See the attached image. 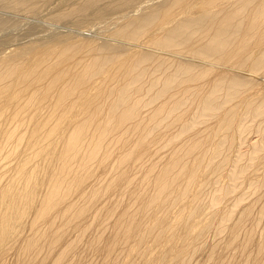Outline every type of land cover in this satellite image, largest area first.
<instances>
[{"label": "bare ground", "instance_id": "bare-ground-1", "mask_svg": "<svg viewBox=\"0 0 264 264\" xmlns=\"http://www.w3.org/2000/svg\"><path fill=\"white\" fill-rule=\"evenodd\" d=\"M64 10L49 23L106 35L29 27L7 49L0 15V264H264V0Z\"/></svg>", "mask_w": 264, "mask_h": 264}, {"label": "rangeland", "instance_id": "rangeland-1", "mask_svg": "<svg viewBox=\"0 0 264 264\" xmlns=\"http://www.w3.org/2000/svg\"><path fill=\"white\" fill-rule=\"evenodd\" d=\"M56 1V0H55ZM54 0H53V3L54 4H52L50 7H48L49 8V10H47L48 8H44L45 10H42L41 12H38V14H40L39 16H37V15H35V14H32L34 17H32V15L30 16V13H28V12H4V11H0V15H2V17H4L5 19H7L8 20V18L9 19H11L12 21H14V28L13 27H11L10 28V30L11 31H9V33H8V40H7V43H6V47L5 48H7V49H9V47H11V48H13L14 47V44L16 43V41H23L24 42V40H26L27 38H24L25 36H26V32L31 28V30L32 31H34L33 33H34V37H43V38H47L48 36H50V35H52V34H54V32H61V33H64V34H72V35H74L75 36V34H76V32H78L77 33V36H75L76 38H78V34L79 35H90L89 37H94V38H99V36L101 35V36H105L106 35V33H105V31H104V25H105V23L104 22H94V23H91V24H86V26H83L81 29H78L77 30V28H74L70 23L68 24V23H49V21H50V19L55 15V14H58V12L59 13H61V12H65V10L64 9H68L69 8V4H70V2L71 1H73V0H70V1H65L64 0V3H62V5H61V7L60 6H58V7H56L55 8V3L56 2H63V0H57L56 2H55ZM69 2V3H68ZM66 3H68V5H65ZM59 4V3H58ZM60 8H61V10H60ZM49 11H50V13H49ZM50 14H48V13ZM51 13H53V14H51ZM13 14V15H12ZM7 15V16H6ZM49 15V16H48ZM24 16H25V18H24ZM28 16V17H27ZM37 16V17H36ZM51 17V18H50ZM116 17V16H115ZM18 18V19H17ZM48 18V19H47ZM48 21V22H47ZM51 22V21H50ZM108 23V22H107ZM109 23H113V21H110ZM104 24V25H103ZM16 25V26H15ZM73 28H72V27ZM30 27V28H29ZM34 27V28H33ZM33 28V29H32ZM75 29V30H74ZM9 30V29H8ZM81 32H80V31ZM103 31V32H102ZM66 32H68V33H66ZM71 32V33H70ZM82 33V34H81ZM105 33V34H104ZM0 34H2V35H4V33H0ZM11 34H13V35H11ZM2 35H0V37H2ZM11 36V37H10ZM10 45V46H9ZM2 51H5V49L4 50H2ZM6 52H7V50H6ZM167 150V151H164V150ZM164 150L162 149V150H160L158 153V158L156 157L157 155H154V156H150V160H154L155 162H157V163H159V162H163V160L165 159L164 157L167 155V153L169 152V149H167V148H165ZM164 152V153H163ZM162 153V154H161ZM166 153V154H165ZM165 155V156H164ZM160 156V157H159ZM152 158V159H151ZM154 158V159H153ZM164 158V159H163ZM147 159L148 160H146V158L144 159V160H146V161H144L147 165H148V163L150 162L149 161V158L147 157ZM160 160V161H159ZM159 161V162H158ZM144 164V163H143ZM145 164V165H146ZM137 170V169H136ZM135 170V171H136ZM134 171V175L136 176V177H138L139 176V174H138V172L136 173ZM140 173V172H139ZM105 176V175H104ZM104 176H103V174H102V171L100 170V169H97L96 170V173H95V175H94V177L93 178H91V179H89L88 180V182H87V185H90L91 183H93V184H96L97 182H102V180H103V178H104ZM94 180V181H93ZM97 181V182H96ZM95 182V183H94ZM99 183H97V184H99ZM86 185V186H87ZM110 196V195H109ZM107 199H106V198ZM104 198H103V200L101 199L99 202H97L96 203V206H101V205H103V204H105L106 202H109V199H113V197H115V196H113L112 195V197L110 196V197H108V195L107 196H105ZM111 201V200H110ZM262 222V223H261ZM260 222V225L258 226V228L255 230L256 232V234H255V236H256V238H260V236H263V233H262V231L264 232V220L263 221H261ZM92 229V228H91ZM260 229V230H259ZM90 231V230H89ZM88 231V232H89ZM91 232H93V231H90L89 233H87L88 234V236H91ZM91 233V234H90ZM259 233H261V234H259ZM210 234V235H209ZM208 234V236L206 237V240H207V243H212V242H214V240H217L216 238L217 237H213V235H212V233H209ZM87 236V237H88ZM211 237V238H210ZM209 238V239H208ZM210 240V241H209ZM209 241V242H208ZM84 256H83V258H85L84 260L82 259V262H81V264H99L100 263V260L101 259H99L98 257H95L96 255H94V254H90L89 252H85V254L84 253H82ZM86 254H87V256H86ZM225 254V256H224V258L225 259H227V258H229V255H230V253H228V254H226V253H224ZM92 256V257H91ZM87 258V259H86ZM196 258H198V259H196ZM204 258V259H203ZM206 259V254L204 253V252H199L194 258H193V260H192V263L193 264H200L201 262H203L204 260ZM198 261V262H197ZM200 261V262H199Z\"/></svg>", "mask_w": 264, "mask_h": 264}]
</instances>
